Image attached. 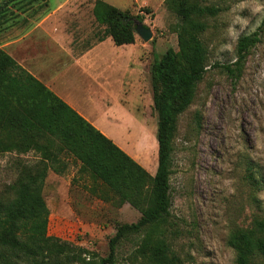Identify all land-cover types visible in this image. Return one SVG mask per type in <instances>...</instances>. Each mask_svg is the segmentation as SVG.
Wrapping results in <instances>:
<instances>
[{
  "label": "rangeland",
  "instance_id": "374dc122",
  "mask_svg": "<svg viewBox=\"0 0 264 264\" xmlns=\"http://www.w3.org/2000/svg\"><path fill=\"white\" fill-rule=\"evenodd\" d=\"M105 1L140 16L138 20L152 32L147 41L135 34V40L142 44L141 59L148 60L147 90L142 102L127 106L129 113L124 114L133 120L130 124L118 121L113 108L102 115L100 105L83 102V97L77 96V100L116 144L140 164L151 167L155 163L156 169L157 112L147 71L155 56L169 47L177 48L173 31L176 17L164 0ZM199 1L221 10L205 18L207 28L200 34L209 65L191 102L177 117L170 206L158 235L165 238L179 264H235L234 252L227 244L229 233L249 227L254 217L264 216V25L237 81L217 64L234 61L238 37L261 26L264 0ZM63 2L58 9L63 12L59 21L71 39L73 52L96 42L104 30L94 15L96 0H0V43L9 32H16L13 25L6 28L7 20L27 27L41 12H51ZM23 12L33 13H25L28 19L22 22ZM40 160L41 152L36 149L1 151L0 199L8 196L20 163ZM60 160L65 164L61 172L49 168L43 187L49 210L47 234L83 247L85 264H100L109 254V239L116 227L137 221L141 213L93 181L78 162L66 156ZM249 173L253 179L247 178ZM143 234V230L129 232L120 238L110 264H139L135 249Z\"/></svg>",
  "mask_w": 264,
  "mask_h": 264
},
{
  "label": "trees",
  "instance_id": "16d2710c",
  "mask_svg": "<svg viewBox=\"0 0 264 264\" xmlns=\"http://www.w3.org/2000/svg\"><path fill=\"white\" fill-rule=\"evenodd\" d=\"M164 5L176 17L177 48H167L149 66L157 112L153 175L0 48V152H41L40 163L18 165L8 196L0 199V264H85L83 247L47 234L49 210L43 187L49 168L61 172L63 156L78 162L93 181L141 213L137 221L116 227L109 239V254L100 264L111 263L120 238L141 230L144 234L135 249L139 264H179L165 238L158 235L170 206L172 140L177 117L191 102L209 65L200 37L207 28L205 18L217 15L221 8L199 0H164ZM94 15L104 24L98 40L109 36L116 45L135 41L133 20L140 16L104 0H96ZM263 25L264 19L259 28L238 37L234 61L217 64L232 81L241 76ZM247 178L254 177L249 173ZM227 244L235 264H264V216L254 217L247 228L233 229Z\"/></svg>",
  "mask_w": 264,
  "mask_h": 264
},
{
  "label": "crops",
  "instance_id": "0c3cea01",
  "mask_svg": "<svg viewBox=\"0 0 264 264\" xmlns=\"http://www.w3.org/2000/svg\"><path fill=\"white\" fill-rule=\"evenodd\" d=\"M64 3H59L51 12H41L39 19L30 20L27 27H19V21L7 20L6 28L13 25L16 32H9L0 48L107 135L92 120L91 113L80 108L81 101L77 98L83 97V102L100 105L102 115L113 108L118 121L132 123L133 120L124 113H129V106L142 102L147 90L148 60L141 59L142 44L136 40L116 45L109 36L74 53L71 39L59 21L63 12L58 9ZM25 13L33 12H23L25 19L22 22L28 19ZM141 165L154 174L155 163L151 167Z\"/></svg>",
  "mask_w": 264,
  "mask_h": 264
},
{
  "label": "water",
  "instance_id": "95a60500",
  "mask_svg": "<svg viewBox=\"0 0 264 264\" xmlns=\"http://www.w3.org/2000/svg\"><path fill=\"white\" fill-rule=\"evenodd\" d=\"M133 29L143 41H147L152 35L150 28L138 19L133 20Z\"/></svg>",
  "mask_w": 264,
  "mask_h": 264
}]
</instances>
